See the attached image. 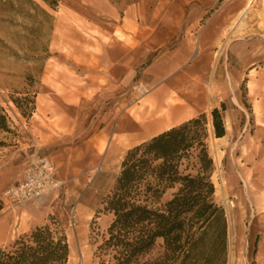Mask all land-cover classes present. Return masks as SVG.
<instances>
[{
	"label": "rangeland",
	"instance_id": "obj_1",
	"mask_svg": "<svg viewBox=\"0 0 264 264\" xmlns=\"http://www.w3.org/2000/svg\"><path fill=\"white\" fill-rule=\"evenodd\" d=\"M184 1L60 0L54 8L43 0H0V103L10 128L0 130L5 143L0 146V198L4 201L0 217L27 209L28 203L15 205L4 192L17 182L33 154L45 151L33 130L38 104L77 103L71 110L77 114L81 135L72 144L80 145L98 133L103 151L110 142L121 145L125 143L118 125L122 115L149 108L158 90L156 77L167 74L163 61L173 57L177 43L188 35L192 42L180 45L189 57L183 66L196 63L200 85L215 98L203 113L211 121L215 107H226V134L216 137L210 122L209 147L216 199L228 219L227 264L264 261V0H213L193 28L186 24L191 13L177 10L191 6ZM235 7L246 8L236 11ZM213 19L225 24L222 40L214 44L216 33L209 30L201 43ZM111 36L124 42L109 43ZM111 51L112 61L127 55L132 65V76L128 74L123 84L109 77L105 63L110 59L102 53ZM125 122L129 130L138 131L135 120ZM127 150L122 146L111 157L103 152L93 170L75 172L76 179L72 174L63 178L65 184L38 204L51 207L48 221L56 217L67 235L68 264H100L101 257L109 259L97 252L113 219L103 201ZM81 151L87 161L88 153ZM172 192L168 190L163 200ZM17 229L10 220L1 232L15 235L11 243L26 233L18 234Z\"/></svg>",
	"mask_w": 264,
	"mask_h": 264
},
{
	"label": "trees",
	"instance_id": "obj_2",
	"mask_svg": "<svg viewBox=\"0 0 264 264\" xmlns=\"http://www.w3.org/2000/svg\"><path fill=\"white\" fill-rule=\"evenodd\" d=\"M43 1L56 8L60 0ZM225 110L222 104L211 111V121L201 113L126 151L103 201L113 219L97 251L109 259L101 257L100 264L228 263V219L216 199L209 147L210 122L216 137L226 134ZM8 119L0 103V130L10 131ZM168 190L172 195L164 201ZM70 253L67 235L51 216L0 244V264H68Z\"/></svg>",
	"mask_w": 264,
	"mask_h": 264
},
{
	"label": "crops",
	"instance_id": "obj_3",
	"mask_svg": "<svg viewBox=\"0 0 264 264\" xmlns=\"http://www.w3.org/2000/svg\"><path fill=\"white\" fill-rule=\"evenodd\" d=\"M212 1L213 0H185V4L187 6L190 4L191 6L177 7V10L184 12L189 11V13H191L192 18H190V20L188 19V22H185H187V26L193 28L197 26L198 22L204 16L205 12L209 8L208 6L212 3ZM159 8L161 9V7ZM162 8L165 11L169 10V7ZM244 8L246 7H235L234 10L240 11ZM211 21L212 22L209 23L203 35L201 36V43L206 42L204 38L206 37L209 30H212L216 33L213 39L214 44L222 40V29L224 28L225 24L214 22L215 19ZM183 24L184 22L182 19L180 25L182 26ZM122 40L123 38L121 37L111 36L108 42L118 44L123 43L124 41ZM168 41L169 40L167 39L160 42L164 43ZM191 42L192 38L188 35H184L177 43L179 46L175 48L173 57L163 61L165 65V73L167 74L164 73L165 75L163 77H156L157 80L154 81V85H157V94L155 98L152 99L149 108H143L151 111L150 117L147 116L145 119L143 118L141 120H137L135 117L136 115L133 113L127 112L122 115L118 125L121 127L120 132L125 135V143L121 145L110 142L103 151L101 145L102 135L98 133L86 138L80 145L72 144L77 140L79 135H81V133H79L80 126L77 122V114L71 110L73 109L72 107H76L77 103L75 101H67L61 105L55 103L57 104L56 106H54L51 102L48 104L46 103L43 106L38 104L37 113L40 115L37 114V121L33 122L35 139L40 144V146L45 149L42 154H47V156L53 160L56 167L60 168L59 171L57 169V174L60 179L67 178L72 175H74L73 177L76 179L75 177H77V174L75 175V172L80 174L81 171L93 170L99 164L103 152L107 156H114L118 153V150L122 148V146H125L127 150L136 144L152 138L166 129L176 126L190 118L196 117L211 108V106L214 104L213 101L215 98L214 95L210 94L203 85H200L198 81V65L193 63L186 67L183 66V64L187 63L189 57L183 55V47L180 45L187 43L190 44ZM125 44H128V41H125ZM128 50H132V47L126 49V51ZM103 56L110 59L109 62L105 63V66L108 69L111 80H116L119 81L120 84H123V81L124 79H127L128 74L130 77L132 76V65L128 63L127 55H122L121 57L116 58L115 61L111 60L113 58L112 51L103 52L102 57ZM180 69V74L171 77L172 74L176 73ZM202 69V72H204L206 65ZM104 88L109 87L105 85ZM152 111H154V113ZM128 118L136 121V124L139 125L138 131L133 132L126 127L127 123L125 120ZM151 124H161L162 126L160 125L161 128L151 131ZM133 138L135 139L133 142L126 144V141H129ZM83 149L88 153L87 161H85V158H83L86 157V155L82 153L83 151H81ZM81 153L82 156L80 157L79 154ZM104 164H106V161ZM26 208L27 209L24 212L19 214L9 213V215L0 217L1 245L8 244L15 236L11 235L10 232L8 233L7 231L1 232L6 224L10 222V220L14 221V225H18V234L22 232H28L36 226L45 224L48 221L49 214L51 213V207L49 205H38L30 202L27 204ZM11 225L13 226V224H10V226ZM17 230L14 232L16 233ZM263 263L264 261H261V264Z\"/></svg>",
	"mask_w": 264,
	"mask_h": 264
},
{
	"label": "built area",
	"instance_id": "obj_4",
	"mask_svg": "<svg viewBox=\"0 0 264 264\" xmlns=\"http://www.w3.org/2000/svg\"><path fill=\"white\" fill-rule=\"evenodd\" d=\"M65 182L59 178L53 160L47 155L35 152L20 178L11 184L4 194L15 205L29 202L42 204L49 194L57 191Z\"/></svg>",
	"mask_w": 264,
	"mask_h": 264
},
{
	"label": "bare ground",
	"instance_id": "obj_5",
	"mask_svg": "<svg viewBox=\"0 0 264 264\" xmlns=\"http://www.w3.org/2000/svg\"><path fill=\"white\" fill-rule=\"evenodd\" d=\"M143 90H144V89H143ZM175 92H176V91H175ZM167 93H168V91H167ZM146 94H147V93H146ZM142 97H143V96H142ZM142 101H143V100H142ZM153 101H154V100H153ZM136 102H137V101H136ZM142 104H143V103H142ZM146 104H147V103H146ZM156 104H158V103H156ZM178 104H179V103H178ZM154 105H155V102H154ZM132 106H133V105H132ZM134 106H135V105H134ZM154 107H155V106H154ZM136 108H137V107H136ZM131 109H132V108H131ZM152 109H153V108H152ZM152 109H151V110H152ZM171 109H172V108H171ZM177 109H178V108H177ZM173 110H174V109H173ZM130 111H131V110H130ZM138 112H139V111H138ZM153 113H154V111H153ZM155 114H156V112H155ZM160 114H161V113H160ZM172 114H173V112H172ZM135 115H136L135 117H136L137 120H141V119H143V118L145 119L147 116L150 117V115H151V111L146 110V109H141L140 112H139V114H135ZM157 115H158V114H157ZM162 116H163V115H162ZM157 118H158V117H157ZM151 120H152V119H151ZM151 120H150V121H151ZM158 120H159V118H158ZM142 121H143V120H142ZM157 122H158V121H157ZM161 124H162V123H161ZM161 124H160V125H161ZM164 124H165V123H164ZM160 125H158V124H157V125H155V124H151V126H150L151 129H150V130H151V131L157 130V129L161 128L162 125H161V126H160ZM166 126H167V125H166ZM163 127H164V126H163ZM162 129H163V128H162ZM159 131H160V130H159ZM153 134H154V133H153ZM122 136H123V135H122ZM136 136H137V135H136ZM138 136H139V134H138ZM148 136H149V135H148ZM123 137H124V136H123ZM128 138H129V137H128ZM116 149H117V148H116ZM17 220H18V218H17Z\"/></svg>",
	"mask_w": 264,
	"mask_h": 264
}]
</instances>
